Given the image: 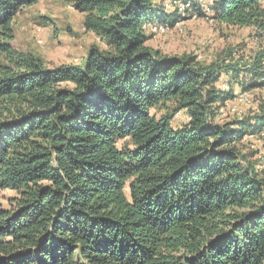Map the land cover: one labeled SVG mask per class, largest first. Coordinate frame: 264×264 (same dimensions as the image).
<instances>
[{
	"label": "trees",
	"instance_id": "obj_1",
	"mask_svg": "<svg viewBox=\"0 0 264 264\" xmlns=\"http://www.w3.org/2000/svg\"><path fill=\"white\" fill-rule=\"evenodd\" d=\"M62 1L104 46L80 66L15 49L38 0H0V264H264V164L238 148L264 137V100L217 122L235 88L264 89V52L205 66L145 30L195 16L261 37L264 0Z\"/></svg>",
	"mask_w": 264,
	"mask_h": 264
},
{
	"label": "rangeland",
	"instance_id": "obj_2",
	"mask_svg": "<svg viewBox=\"0 0 264 264\" xmlns=\"http://www.w3.org/2000/svg\"><path fill=\"white\" fill-rule=\"evenodd\" d=\"M206 7L210 8L207 1ZM165 8L174 12L169 3ZM179 11V10H178ZM210 11H208V14ZM83 15L62 0H38L22 9L13 20L12 46L20 52L40 58L47 68L61 65L80 66L91 47L103 49L95 36L83 29ZM147 36L152 35L147 46L165 56L193 55L202 65L225 64L234 61L247 62L257 53L264 52V33L252 29L227 28L205 18L191 19L175 24L172 28L161 25L147 26ZM155 30H154V29ZM153 29V30H152ZM227 77L222 76L216 88L227 89ZM217 111V122L223 124L234 118L252 116L264 100V89L240 94ZM176 121L185 122L182 115ZM238 148L250 161L264 164V137H247ZM13 197L9 191H0V207L6 208Z\"/></svg>",
	"mask_w": 264,
	"mask_h": 264
},
{
	"label": "built area",
	"instance_id": "obj_3",
	"mask_svg": "<svg viewBox=\"0 0 264 264\" xmlns=\"http://www.w3.org/2000/svg\"><path fill=\"white\" fill-rule=\"evenodd\" d=\"M198 1H199V3H202V4H203V3H208L207 1H209V2L212 3L214 0H198ZM153 29H154V28H153ZM153 29H152V30H153ZM145 30H148V27H146ZM154 30H155V29H154Z\"/></svg>",
	"mask_w": 264,
	"mask_h": 264
}]
</instances>
